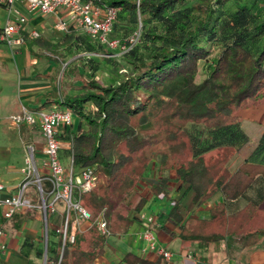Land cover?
I'll use <instances>...</instances> for the list:
<instances>
[{
    "label": "trees",
    "instance_id": "16d2710c",
    "mask_svg": "<svg viewBox=\"0 0 264 264\" xmlns=\"http://www.w3.org/2000/svg\"><path fill=\"white\" fill-rule=\"evenodd\" d=\"M257 1L140 0L138 7L137 0H107L119 8L113 36L125 40L141 25L139 41L121 57L105 56L111 54L105 45L75 30L57 42L41 35L31 40L49 51L86 44L90 50L101 51L107 63L122 68L118 80L107 82L90 75L75 92L59 91V98L43 103L68 108L79 119L76 129L72 126L60 135L70 141L69 155L74 165H97L107 177L80 196L93 220L103 213L112 231H125L131 224L125 212L128 197L152 161L158 164L156 194L166 192L167 172L179 164L177 174L195 191L196 202L217 190L227 200H235L253 185L256 176L264 177V133L252 157L233 172L214 175L224 166L205 159L211 151L240 150L247 145L250 139L236 112L264 101V12L252 13ZM226 4L235 8L227 20V35L221 32V10ZM138 12H144L150 20L157 19L162 29L138 21ZM125 13L135 14L137 21L126 34L117 28ZM22 33L28 36L24 29ZM67 66L64 73L70 71ZM179 137L189 141L191 157L185 162L178 158L185 142L172 144ZM219 208L210 221L197 224L208 230V236L186 235L189 227L182 224L181 238L229 240L234 224L231 217H217V213H223ZM173 211H177L176 206L171 214ZM13 218H17L16 225L23 220L19 215ZM71 223L70 219L68 231L75 233V241L63 244L54 231L56 239L51 243L49 238L48 260L52 264H97L96 259L105 252L106 235L101 234L95 221L88 233L73 229ZM239 240L244 247L240 256L249 258L252 250L264 248V231ZM137 261L170 264L163 256Z\"/></svg>",
    "mask_w": 264,
    "mask_h": 264
},
{
    "label": "crops",
    "instance_id": "0c3cea01",
    "mask_svg": "<svg viewBox=\"0 0 264 264\" xmlns=\"http://www.w3.org/2000/svg\"><path fill=\"white\" fill-rule=\"evenodd\" d=\"M27 14L29 17H31V21L28 26L26 25V27L24 28V30H26V32L28 33L25 44L19 47H10L4 42L12 55L6 53L4 55L8 57L3 59L10 63V65H12L13 62L11 61L13 60V57L16 56L15 53L19 52L20 56L25 57L26 60L27 55L25 52L29 51L33 52L34 57L42 54L47 55L50 60L53 58H60L59 56H56L52 51L46 50L45 48L34 44L33 41H31L35 38L34 36H32L31 31L36 30V28L42 31H58L54 27L58 16L54 15V24L48 25L45 24L38 12H27ZM61 14L64 15L65 18L68 17L67 12L65 11L61 10ZM72 25L76 26V23H73ZM79 33L82 34L81 32ZM64 35H62V37ZM44 37L53 42L60 41L61 39L59 38L55 41L46 36ZM31 45L33 46V48H30ZM24 46H27L28 48L24 49ZM70 49H64L60 47L55 51L63 50V52H68ZM1 55L3 56V54ZM25 68L26 67L24 64L22 73L20 74L18 72L19 74H17V76L15 73H13L14 70H12V72H7L8 76H0L1 79L6 78L7 80V83L5 82L3 84L4 87L3 89H1L0 95H2V93L12 94L15 82H17L19 78L25 77V82L23 81L22 85L20 86L21 90H19L18 95L20 102L18 101L17 108L21 110L22 106L26 105L27 107L36 110L40 108L41 104L48 100L47 98H43L42 100L40 99V104L33 105L34 101H36V99H38V96L40 95V92L38 93V90L42 89V86H44V84H47L48 86L52 85L53 80L45 78L44 76H38V74H35V71L30 72V74L26 73ZM79 75L81 76V74ZM70 76L74 77L72 73L70 74ZM85 78L86 77H82L81 79L79 78L72 82L76 87L65 83L66 88L69 89L70 92H75L77 88L82 84V80ZM10 79H12V81L14 80V82H8V80ZM41 79H46L47 82L45 83L41 81ZM57 82H60L59 79L57 80ZM8 86H10V90H7ZM72 87L75 88L72 89ZM49 91L43 92V94L45 95ZM26 103H29V105H27ZM54 106L57 105H52L51 108ZM17 108L15 109L17 110ZM12 110H14V108ZM13 113L11 112V115ZM78 123L79 119L76 117L73 124L74 129H76ZM21 125H26V127L30 129L31 137V133H39L40 137L44 139L45 143L46 139L42 135L39 127H31L26 123H22ZM243 130L250 139L248 143L249 145L251 143L250 134L244 128ZM263 133L264 129L260 132L258 136L259 139ZM36 136L37 135L34 136L35 140ZM259 139L254 146H247L249 148L247 152H240L238 156L235 155L234 157H232L231 161H225L226 166L218 169L214 173V175H221L225 172H233L236 168H238L240 164L249 160L257 147ZM215 151L219 152L220 150H214L209 152L208 154H211ZM66 154H68L69 158V149L64 146L60 150V156L64 164L65 162L63 160V157ZM154 167L156 169V177L151 176L153 174V171L151 167H148V169L139 178L128 197L127 203L132 206L127 210V212H125L127 213V216L131 221L130 226L125 231H112L111 228H109L110 234L106 235L107 243L105 245V252L96 259L97 264H144L141 261H137V259L154 260L158 257L157 255L151 253L145 255L142 251L144 242L139 238V233L144 229V222L141 218L142 213L152 214L155 217L154 229L158 235L159 241L161 245H163L173 253V258L169 261L170 264H197L198 262H207L208 264L264 263V248L263 250L258 251V255H256L258 252H256V254L255 252H253L250 258H243V256H240L244 252V247L239 239L244 237V235L254 233L256 230H253L251 232H242V228L239 227V230L236 229L237 225H241V222L240 220H237V217H243L244 210H246V212L248 213V217L252 218L260 212V207L264 204V177L262 175L256 176L253 185L248 188L243 195L235 200H227L223 192L221 190H217L207 199L196 202L195 191L191 189L188 184H184L177 174V168L179 167V164L167 172L169 182L166 192L156 194L154 192V189L159 182L158 164L156 161L153 162V168ZM8 175V182L12 183V185L9 184L8 188L10 187V189H12V193H15L17 192L18 185L24 177L22 168L18 173L9 171ZM31 194L36 198L34 189L31 190ZM0 196H5V194H3L2 192L0 193ZM174 206L177 207V211H173L171 214ZM219 206L221 207L219 208L220 213H223H217V217H231V220L234 224V229L232 228L229 233V237L234 238V249L232 251L229 249V240H227L226 238L210 242H201L199 240H183L181 238L182 229L180 228V225L182 224H186L187 227H189V229L184 232L186 235L208 236V230L200 228L199 226H197V224H201V222L204 221H210L211 217H213L214 210ZM34 210L36 209H33L32 211L28 209L26 211H23L22 213L16 214L19 215V217L23 218L22 222L19 225H16L15 222H11L10 219H5L8 221H6L4 224H1L0 222V228L4 231L3 235L0 236V264H42L43 261L41 260V258L43 257L42 255L45 252V244H43L41 238L42 230L45 227V222L43 221V217H40L39 215H37V213H33ZM2 212L3 209L2 207H0V214ZM57 214H51V217H58L60 212L58 215ZM63 214L64 212L62 211L60 217H62ZM29 215L31 217H29ZM73 217L74 218L72 219L71 227L73 229H77L80 232L88 233L93 226L94 221L96 224V220H87L85 218H80L75 211ZM177 220L180 221V224L176 222ZM101 234L103 233L101 232ZM1 245H6V248L3 250L1 248Z\"/></svg>",
    "mask_w": 264,
    "mask_h": 264
},
{
    "label": "built area",
    "instance_id": "2783aa9c",
    "mask_svg": "<svg viewBox=\"0 0 264 264\" xmlns=\"http://www.w3.org/2000/svg\"><path fill=\"white\" fill-rule=\"evenodd\" d=\"M3 5L8 10V20L2 28L0 37L10 47H19L26 42L22 30L28 24L27 12L57 15L58 19L54 27L64 33H68L72 24L76 23L82 34L88 35L111 51V54H104L105 56L116 57L129 51L139 41L141 35L140 25L139 30L125 40L113 36L119 8L109 5L107 0H3ZM137 6H140V0H137ZM61 10L67 12V18L61 14ZM31 32L34 37L41 35L37 30ZM10 118L18 127L22 123L39 127L46 139L41 148L45 159L38 164L36 159L38 148L28 145L26 165L22 168L24 177L18 185L17 192L0 196V207L3 209V216L7 219L28 209H36L40 212L46 229L45 264H47L49 213L57 214L59 206H63L62 222L54 227V231L62 238L63 244L73 243L76 235L68 231L70 210L74 209L80 218L93 219L91 211L83 205L80 196L102 184L104 178L97 165L76 167L71 154L68 165L62 162L60 150L64 146L69 149L70 141L60 135L72 128L76 118L68 108L54 106L48 110H34L23 105L21 110L12 114ZM6 189L7 185L0 181V193ZM33 189L37 198L31 194ZM141 218L144 229L139 233V238L144 242L143 253L163 256L170 261L173 253L161 245L154 229L155 217L152 214L142 213ZM96 224L103 234H110L103 213L96 218ZM2 235L3 230L0 229V236ZM1 248L4 250L6 245H1Z\"/></svg>",
    "mask_w": 264,
    "mask_h": 264
},
{
    "label": "rangeland",
    "instance_id": "374dc122",
    "mask_svg": "<svg viewBox=\"0 0 264 264\" xmlns=\"http://www.w3.org/2000/svg\"><path fill=\"white\" fill-rule=\"evenodd\" d=\"M235 8L230 5H225L222 7L221 13L224 16L222 20V25H221V32H224L225 35H227L229 32V28L227 25V20L231 18L232 13L234 12ZM65 11V10H62ZM66 12V11H65ZM264 12V0H258L257 4L253 7L252 13L254 15H259ZM40 16L42 17V20L45 22V24H54L55 18L54 15L52 14H42L39 13ZM135 14L133 13H125L121 16L120 19V24L117 27L119 31H122L123 33H128L130 32L137 24V21L135 20ZM68 16V14H67ZM67 18V17H66ZM8 20V10L4 8L3 5V0H0V31L1 28L6 24ZM149 20V21H147ZM31 21V17L28 16V24ZM138 21L142 23H147L148 27H153L158 30L162 29V24L157 20L153 19L150 20L146 16L144 12H138ZM27 24V26H28ZM28 28V27H27ZM38 32H40L41 36H46L52 40H58L59 38H62V35H64V32L60 31H52L50 32L49 30H40L37 29ZM75 30L76 32H80L78 25H72V28L70 29L71 31ZM26 31V30H25ZM1 41V39H0ZM27 46H24V49H27ZM30 48H33L31 45ZM16 50V49H14ZM110 51V50H108ZM30 52V51H29ZM25 52L27 55V59L25 60V57H21L20 53H15V57H13V60L10 63H8L6 60L3 58H7L8 56H5L4 54H9L10 53L9 49L6 47L4 42H0V76L5 77L6 75L8 76L7 72H12L16 74H21L22 73V68L25 64V72L29 73L32 71H35V74H38V76H44L45 78H48L52 81V85L48 86L47 84H44L40 90H38V93L40 92V95L38 96V99L34 101L33 105H38L40 104V99L42 100L43 98L47 99H56L59 98V91L61 92H67L66 84L73 85L72 82H74L77 79H81L82 77L89 78L90 75H94L96 77H100L104 81H111L115 79H119V74L120 71L119 69H122L121 67L112 65L107 63L104 60V55L101 51L99 50H90L86 44L82 45H75L73 48H71L68 52H63V50L59 51H52L56 56H59L60 58H53L49 59L47 55H37L34 57L33 52L31 51ZM3 54V56L1 55ZM22 54V53H21ZM12 57V56H11ZM114 57V56H113ZM116 57H121L116 56ZM26 61V63H25ZM68 65V66H67ZM68 67V70L64 73V70ZM12 68V69H11ZM14 68V69H13ZM76 71V72H75ZM124 71V70H122ZM19 72V73H18ZM73 74L74 77H71L70 74ZM81 74V76L79 75ZM59 79L60 82H57ZM5 80V81H4ZM25 77L24 78H19L17 82H15V85L13 87V93H2L0 95V181L4 182L7 185V189L3 192V194H11L12 189L10 187L8 188L9 184L12 185V183L8 182V172H15L18 173L21 168H23L26 165V160L28 157V150L27 147L28 145H34L36 146L37 152H36V159L37 163H42L43 160L45 159L44 155L41 152V146L44 143V139L40 137L39 133H31L32 137L30 136V129L26 127V125H21V127H18L17 125L12 123V120L10 118L11 112L18 113L20 109L17 108L18 105V95H19V90L20 86L22 85V82H25ZM5 79L0 78V91L4 87V83L6 82ZM43 82H47L46 79H41ZM8 82L13 83L14 80L12 79L8 80ZM7 83V82H6ZM6 85V84H5ZM49 87V88H48ZM71 87V86H70ZM76 87V86H75ZM75 87H72L75 88ZM48 88V89H47ZM50 89V91H49ZM7 90H10V86L7 87ZM49 91L45 95L43 92ZM20 102V101H19ZM21 104V103H20ZM29 105V103H26ZM14 108V110H12ZM17 108V110L15 109ZM51 108L50 103L46 104H41L40 105V110H48ZM238 119L240 120V123L242 124L243 128L247 130V132L250 134L251 137V143L248 145H245L243 148L240 150H235L233 148L227 149V150H220L219 152H212L211 154H207L205 156V159L210 163L214 165H222L226 166L224 163L225 161H231L232 157L235 155H239L240 152H247L248 147L247 146H254L259 139L258 136L260 132L264 129V101L262 102H255L251 103L247 106L241 107L237 112ZM189 125V124H188ZM191 129V126H188ZM37 135L34 139V136ZM181 141L185 142L186 146L181 150V152L178 154V158L180 162H185L190 159L191 154L188 148L189 141L188 138L182 137V138H177L172 144L174 146L178 145L181 143ZM180 150V148L178 149ZM184 151V152H183ZM228 159V160H227ZM63 160L65 164L69 163V158L68 154H66L63 157ZM153 162L152 161L149 165L151 167L153 174L151 176L156 177V169L155 167L153 168ZM224 162V163H223ZM68 165V164H67ZM230 165V164H229ZM232 165V163H231ZM101 172V170H100ZM264 173V170H263ZM102 177L104 178V182L106 181L107 177H105L102 172H101ZM7 180V181H6ZM12 181V180H11ZM103 182V183H104ZM77 194V193H76ZM37 198V197H36ZM38 202V200H37ZM132 205L126 204L125 205V211L131 207ZM33 209H30L32 211ZM63 211V206H59V216L57 217H51V214L49 213V238L50 242L54 239H56V234L54 233V227L56 225L61 224V214ZM34 214L37 213L40 217L42 215L38 210H34ZM57 214V215H58ZM74 209L70 210V218L73 219L74 217ZM248 213L246 210L243 211V217H237V220H240L241 225H237L236 229L239 230V227H243L242 232H251L253 230L256 231H264V204L261 205L260 207V212L256 214L255 217H248ZM29 217H31L29 215ZM7 218H4L3 214H0V222L1 224H4ZM17 218H11V222H15ZM44 221V218H43ZM45 224V223H44ZM246 226V227H245ZM245 227V228H244ZM1 229V228H0ZM3 230V229H2ZM4 232V231H3ZM45 232L46 229L45 227L42 230V241L43 244H45ZM234 238L231 237L229 238V249L232 251L234 249ZM259 250H263V248H258L256 250H252V252L249 255V258L251 257L252 253L258 252ZM259 252L256 254L258 255ZM49 256V254L47 253ZM43 257L41 260L43 261L42 264H45V252L42 255ZM256 257V256H255ZM47 260V264H52L50 261Z\"/></svg>",
    "mask_w": 264,
    "mask_h": 264
}]
</instances>
